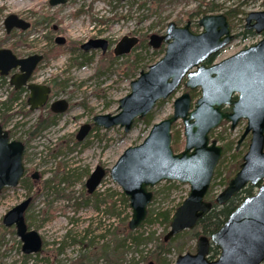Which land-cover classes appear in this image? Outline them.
Wrapping results in <instances>:
<instances>
[{
    "label": "rangeland",
    "instance_id": "1",
    "mask_svg": "<svg viewBox=\"0 0 264 264\" xmlns=\"http://www.w3.org/2000/svg\"><path fill=\"white\" fill-rule=\"evenodd\" d=\"M48 1L0 0V38L4 34L3 22L8 14H16L30 23L26 30L15 29L16 36L9 40L14 44L15 51L21 55L42 54V50L55 45L56 36L64 38V43L60 45L64 52L55 58L41 61L33 78L36 82L49 83L57 77L59 82H63V89L57 90L56 93L52 92L51 101L56 99L69 101V108L58 114L54 125L44 131L42 136L25 144L23 153L25 171L22 176L25 183L19 181L16 186L4 187L0 192V224L3 230L6 228L14 230L13 235L4 232L3 240L0 241V264H76L77 261L118 264L110 259L109 254L117 240L126 236L125 229L130 232L129 235L137 236L136 240H139V243L135 248L134 241L124 238L125 242L121 247L122 263L146 264L143 260L145 256L146 260L148 259V251L154 247L157 237L165 230L164 224L159 220H153L135 230H129L127 223L131 209L121 200V189L108 173L90 194L87 193L84 184L96 166H102L108 171L127 147L139 144L146 137L152 124L172 113L174 99L189 91L183 85L185 78L173 94L158 101L151 110L149 125L144 123L142 118L136 119L127 132L119 126L109 128L93 126L94 129L93 127L89 129L82 140H76L75 136L82 124L92 123L94 115L114 114L118 100L130 91V81L135 79L139 71L146 70L163 55L164 45L156 49L148 45L138 47L137 43L128 54L114 56L116 59L126 60L137 55L139 60L136 61L134 74L126 73L129 61H122L121 64L114 61V68L121 67L119 71L104 69L109 59L106 53L112 52L116 42L126 35L136 36L138 42L143 34L161 35L169 21L184 25L189 20L191 29L199 32L201 28L196 25L199 17L193 16L190 19L188 15L200 2L206 3L211 0H177L162 3L161 7L156 0H66L53 6ZM213 1L221 5L216 13H222L227 7L235 6H239L241 10V13H236L230 20L234 39L217 53L213 61L218 62L229 57L262 38L263 33L245 32L244 17L250 11L264 10L263 0ZM42 16L50 17L49 23L36 26L34 20ZM19 35L24 36L25 42L21 41ZM90 38L106 39L109 43L107 52L102 55L100 48L83 52L79 45ZM160 48L162 50H159ZM80 54L91 60L89 62L83 60ZM99 67L101 70L96 73ZM192 91L195 92V96L192 97L191 105L199 95V89L195 88ZM8 94V86L1 85L0 102L7 98ZM21 110L25 113L20 112ZM8 114L11 115V120L10 117L6 118L3 127L6 130L14 129V138H21L19 140L23 141V131L35 121L39 110L30 111L28 105L21 102L14 103ZM244 128L245 120H241L233 130L229 129L227 122H222L209 136L223 146L229 140L236 141ZM175 133L179 135L181 150L184 145L181 120L176 121L171 127V135ZM248 141L249 135L237 149L239 152L242 151V155L247 149ZM232 153L233 150L227 151L222 156L224 161L221 164L219 161L217 163L215 170L219 167L220 175L212 178L210 189L214 197L225 187L224 178L233 175L230 166ZM33 173H36V179L32 178ZM51 178L53 188L47 190L44 188L45 182ZM25 184L32 187L30 192L26 190ZM163 188L167 189L161 190ZM156 190L159 191L150 206L158 210L170 208L181 201L187 195L189 185L162 180L151 188L152 192ZM255 190L256 188H253V192ZM56 191L61 196H58ZM97 194L98 209L93 205L94 196L97 199ZM27 197H31V202L25 210L24 218L25 215L30 216V228L41 236L43 250L24 259L21 241L15 234L14 226L5 227L2 224V217L10 208ZM75 201L78 202L77 206L74 205ZM110 201H114V206L109 209ZM48 206L55 211L53 218L48 215L45 217ZM109 210L113 212L110 213ZM146 236H151V239L143 241ZM195 243L196 240H192L188 245L194 246ZM186 252L185 249L181 251ZM179 254L176 251L168 254L166 256L168 264H173ZM140 256L144 258L141 259Z\"/></svg>",
    "mask_w": 264,
    "mask_h": 264
},
{
    "label": "water",
    "instance_id": "2",
    "mask_svg": "<svg viewBox=\"0 0 264 264\" xmlns=\"http://www.w3.org/2000/svg\"><path fill=\"white\" fill-rule=\"evenodd\" d=\"M66 0H49L50 5ZM4 29L25 30L30 23L16 14L4 18ZM199 32L190 29V21L177 25L169 21L164 33L149 35L148 44L158 48L164 44L163 55L129 83L130 91L118 100L114 114H96L91 124H82L76 139L82 140L91 125L103 128L119 126L127 132L136 118L141 119L156 105L175 91L183 78L189 90L199 88L200 95L191 110V97L184 92L173 101L171 115L152 124L146 137L134 146L127 147L108 170L110 178L127 197L131 216L128 228L141 226L152 199L149 188L162 180H175L189 185L187 196L171 215L169 229L164 240L192 229L211 208L205 200L215 166L222 154V146L210 139L209 132L222 121L233 130L240 120H246L245 128L237 140V146L249 134V143L242 156L239 169L226 187L216 196L217 204L226 203L247 184L257 190L245 197L228 215L210 237L197 238L195 251L177 255L173 264H262L264 262V36L236 53L218 62L206 64L233 39L229 22L223 13L205 14L197 20ZM245 28L256 33L264 31V10L250 11L245 16ZM55 42L63 44L64 38L56 36ZM136 36H122L113 47L115 56L127 54L137 44ZM100 48L104 54L108 41L90 38L80 44L89 51ZM42 59L33 53L17 57L9 48H0V75L9 76L14 89L28 90L29 109L39 110L46 105L51 88L47 84L29 81ZM12 70H16L10 74ZM66 99L49 103L53 113L68 108ZM229 107L224 110L223 107ZM178 119L183 124L184 146L174 152L171 146V126ZM24 144L10 139L0 125V192L4 187L16 186L24 173ZM105 175L102 166H96L89 174L85 186L91 193ZM36 179V173L32 174ZM31 197H27L2 217L5 227L14 226L21 241V251L33 254L42 249L39 233L28 228L24 213ZM219 249L215 259H209L210 245Z\"/></svg>",
    "mask_w": 264,
    "mask_h": 264
},
{
    "label": "trees",
    "instance_id": "3",
    "mask_svg": "<svg viewBox=\"0 0 264 264\" xmlns=\"http://www.w3.org/2000/svg\"><path fill=\"white\" fill-rule=\"evenodd\" d=\"M117 1H119V0H117ZM156 1H157L158 6L161 7L162 3L173 2V1H177V0H156ZM262 3L264 5V0ZM219 8H221V5L219 6L218 4H215L213 0L207 1L206 3H204L202 1L197 5V7L192 12H190V14L188 16L190 19H192L193 16L200 17V16L207 14V13H214ZM223 13L225 14L228 21L230 22L231 18L236 13H241V10H240L239 6L227 7L226 10L223 11ZM49 20H50V17L42 16L38 20L37 19L34 20L33 23L36 26L41 25L43 23L48 24ZM196 25H197V23H196ZM245 32L251 33V34L254 33L252 30H246ZM3 35L4 36L2 38H0V45L2 42L9 41L12 37L16 36V31H11L9 34H6L4 32ZM19 37L21 38L22 42H25L24 36L19 35ZM45 37H46V34H45ZM147 39H148L147 34L141 35L140 40L138 42V47L139 46H147L148 45ZM9 46L11 48H13L14 44L11 43V45H9ZM76 46H77V44H76ZM159 50H162V49L160 48ZM41 52L43 55V59H42V61H43V60H49L51 58H55V57L59 56L60 54H62L64 52V50L60 45L55 44V45L49 46L48 49L46 48V49L42 50ZM80 55L82 56L83 60H85L87 62H89L91 60L89 58L86 59L84 57V54H80ZM106 55L109 59H108V64H107V66L104 67V69H111L112 71H119L121 69V67L117 66L118 68H116V67L114 68V61H115V63L118 62V64H121L122 61H129V64L127 65V70H126L127 72L126 73L134 74V71L136 69V67H135L136 61L139 60L137 55L130 56L126 60L116 59L114 57V55H112L111 51H108L106 53ZM212 61H213V57H210L207 60V63H211ZM100 70H101V67L97 68L96 73H98ZM0 79L2 80V83H5L6 78L0 77ZM49 85L51 86L53 93H56L57 90H59V89H63V87H62L63 82H59L57 77L53 78V80L51 82H49ZM21 93H22V90H19V91L12 90L7 95V98H5L3 101L0 102V116H1L0 121L3 122L4 120H6V118L9 116L8 111L12 108V106L15 102H17L18 104L22 102L23 105H26V100H25V98L22 97ZM190 94H191V97L195 96L194 91H191ZM20 99H21V101H19ZM20 112H22L23 114L25 113L22 110ZM57 117H58V114L52 113L48 107L42 108L39 111V114H38L37 118L35 119V121L23 131V134H24V139H22L23 143L26 144L28 141L42 136L44 131H46L49 127H51L52 125H54L56 123ZM149 120H150V113H148L147 115H145L143 117V121L147 125L150 124ZM93 129H94V127H93ZM13 135H14V132H12L11 136H13ZM172 137H173V143L171 144V146H172L173 150L174 151L180 150L181 142L178 139L179 135L175 133V134H173ZM19 139H21V138H19ZM235 144H236L235 140H229L226 144L223 145V152H222V156H223L227 151L233 150V153L231 155V161H230V166L233 170L232 174H234L237 171V169L239 168V164H240L241 158H242V151L241 152L237 151V149L235 148ZM223 161H224V158L221 157L219 160L220 164ZM219 175H220V168L218 167L214 171L213 177L216 178ZM230 178L231 177L224 178L223 183L225 186L228 183V180ZM63 179H64V177H63ZM51 180H52V178L45 182V186H44L45 189L49 190V189L53 188V186H51V183H52ZM20 181L25 183L24 178L20 179ZM211 187H212V185H210L209 190H208L206 197H205L206 200L211 202V204H212L211 209L202 218H200L198 220V222L194 228L189 229V230H183V231L177 233L176 235L172 236L169 240H164V235L169 228L171 215L181 201L177 202L175 205L171 206L170 208H164V209H158V210H155L150 205L148 206L147 215H146V218L143 221L142 225L145 223H149L153 220H159L162 224H164L165 230L159 234V236L156 239V244L154 245V247L151 250L148 251L149 256H148L147 260H146V256H145V259L143 261H146V264H168V261L166 260V256L168 254H170L172 251H176L178 254L181 253V251L183 252L184 249L187 252L188 251L194 252L195 245L190 246V245H188V243L192 240H196L197 237H199L200 235L210 236L215 230H217L221 226V224L226 220V218L228 217L230 212L245 197H247L253 193V188H254L251 185H247L246 187L241 189L237 194L232 196L226 203L219 205L216 203L215 197L210 193ZM31 189H32V187H29V185H26V190L28 192H30ZM165 189H167V188H163L161 190H165ZM158 191L159 190H156L153 192L152 200L154 199V197H156ZM57 195L61 196L60 193H58V192H57ZM89 196H91V195H89ZM81 197H83L82 194H81ZM83 199H85V198L83 197ZM104 200L105 199H103V201ZM121 200L124 202V204L126 206H128L127 197L124 196L123 193L121 195ZM94 201L95 202H93V205L95 208L98 209V203H97L98 202V194H97V199L94 196ZM74 203H75L74 205H76V206L78 205L77 201H75ZM109 206H110L109 209L111 207H113L114 201H110ZM109 211H110V213L113 212V210H109ZM47 215L50 218H53L55 215V211L50 209L49 206L45 210V217ZM29 218H30V216L25 215V220H26L28 227L31 226V222L29 221ZM2 228L3 227L0 224V241L3 240L4 232H6V231L12 235L14 234L13 229H7L6 228L5 230H3ZM127 228H128V226H127ZM125 230L127 231V233H125L126 236L117 240V243L115 244L114 248L112 250H110V254H109L110 259L115 261L118 264H123L122 263L123 259H121L122 254H123V249H121V247L123 246V244L125 242L124 238L125 239L130 238L132 241H134V245H135L134 247L135 248L138 247V243H139V240H136L138 238L137 236L129 235L130 232L127 229H125ZM150 239H151V236L150 237L146 236L143 241H148ZM218 254H219V249L215 245L211 244L210 248H209V254H208L209 259H215L218 256ZM29 255L30 254H23L22 257L24 259H28L31 257ZM140 258L143 259L144 257L140 256ZM139 261H142V260H139ZM76 264H92V263L91 262L77 261Z\"/></svg>",
    "mask_w": 264,
    "mask_h": 264
},
{
    "label": "flooded vegetation",
    "instance_id": "4",
    "mask_svg": "<svg viewBox=\"0 0 264 264\" xmlns=\"http://www.w3.org/2000/svg\"><path fill=\"white\" fill-rule=\"evenodd\" d=\"M187 21H189V20H187ZM186 21V22H187ZM185 22V23H186ZM230 23V22H229ZM244 25H245V22H244ZM245 27V26H244ZM263 34H264V32H263ZM4 36V35H3ZM2 36V37H3ZM7 42V43H6ZM10 41H5V42H2L1 43V45H0V48H9V49H11V51L17 56V57H23V56H27V55H21L20 53H18V52H16L15 51V49H14V47L13 48H11L9 45H11V43H9ZM13 46V45H12ZM159 48V47H158ZM206 64H209V63H207V61H206ZM14 72H16V70H12L11 72H10V74H13ZM32 80H35L34 78H31V80L30 81H32ZM7 81H5V83H2V80L0 79V86L1 85H7ZM12 90H14V91H19V90H22V97L23 98H26L27 97V94H28V91H27V89L25 88V87H21V88H19V89H17V90H15V89H13L12 88V86L10 87L9 86V92H11ZM19 101H21V99L19 100ZM15 103H17V102H15ZM8 117H10V120H11V115H9ZM7 117V118H8ZM5 122H6V120H4L3 122L1 121L0 123H1V125L3 126L4 124H5ZM12 132H14V129H9L8 130V133H9V137H13L14 138V135L13 136H11V134H12ZM236 147H237V142H236ZM86 187V186H85ZM87 190V189H86ZM211 203V202H210ZM211 206H212V204H211ZM211 209V208H210ZM42 251V250H41ZM40 251V252H41ZM40 252H37V253H40ZM34 254H36V253H34Z\"/></svg>",
    "mask_w": 264,
    "mask_h": 264
}]
</instances>
